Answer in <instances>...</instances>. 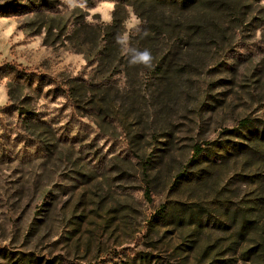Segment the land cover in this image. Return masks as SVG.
<instances>
[{"label":"rangeland","instance_id":"obj_1","mask_svg":"<svg viewBox=\"0 0 264 264\" xmlns=\"http://www.w3.org/2000/svg\"><path fill=\"white\" fill-rule=\"evenodd\" d=\"M79 2L0 0V264H264V0Z\"/></svg>","mask_w":264,"mask_h":264},{"label":"clouds","instance_id":"obj_2","mask_svg":"<svg viewBox=\"0 0 264 264\" xmlns=\"http://www.w3.org/2000/svg\"><path fill=\"white\" fill-rule=\"evenodd\" d=\"M63 3L68 6V10H74L77 7L85 8V4L80 3L79 0H63ZM100 6L98 5L96 9H88L89 15L85 17V20L88 23H96L93 20V16L96 15L97 11L99 10ZM108 12L101 13V20L105 24H111L113 22V16L111 13L115 10V4H107ZM142 23L140 18L135 14L134 11L130 10L129 12V19L125 21V28L127 31L125 33L118 35L116 37V42L121 46L122 51L126 54H131L130 64L132 65H141L145 68H150L153 62V54L151 50L144 49L138 50L135 48L129 47V33L136 29L138 30V26ZM5 92L6 90L0 86V102H3L5 99Z\"/></svg>","mask_w":264,"mask_h":264},{"label":"trees","instance_id":"obj_3","mask_svg":"<svg viewBox=\"0 0 264 264\" xmlns=\"http://www.w3.org/2000/svg\"><path fill=\"white\" fill-rule=\"evenodd\" d=\"M158 1H162L163 3H167V2L174 3V2H178L179 0H158ZM180 1H181L182 4L185 5V4H188L189 2H191L193 0H180ZM107 34H108V38L106 40V44H105V47H104V49H106V50L109 49V46L113 42V38H114L113 34H112V37H109V36H111V33L109 35V32H107ZM111 39H112V41H111ZM242 123H243V125H246L247 124L246 119H243ZM200 153H201V149L196 147V154H200Z\"/></svg>","mask_w":264,"mask_h":264}]
</instances>
